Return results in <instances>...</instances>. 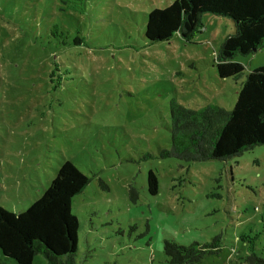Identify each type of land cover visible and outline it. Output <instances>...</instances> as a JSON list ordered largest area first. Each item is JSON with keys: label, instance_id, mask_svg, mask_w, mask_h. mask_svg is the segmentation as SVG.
Listing matches in <instances>:
<instances>
[{"label": "rangeland", "instance_id": "1", "mask_svg": "<svg viewBox=\"0 0 264 264\" xmlns=\"http://www.w3.org/2000/svg\"><path fill=\"white\" fill-rule=\"evenodd\" d=\"M173 1L0 0V207L24 211L69 160L90 178L71 204L74 264H167L165 239L216 236L219 250L200 264L264 259L263 146L225 161L159 158L171 146L170 103L231 110L264 49L236 55L239 79L220 78L217 56L236 28L210 13L187 42L149 43L147 14ZM0 264L16 262L0 253Z\"/></svg>", "mask_w": 264, "mask_h": 264}, {"label": "trees", "instance_id": "2", "mask_svg": "<svg viewBox=\"0 0 264 264\" xmlns=\"http://www.w3.org/2000/svg\"><path fill=\"white\" fill-rule=\"evenodd\" d=\"M205 13L234 22L236 31L222 43L216 70L220 78L239 79L245 67L233 61L236 55L264 49V0H174L147 14L144 36L149 43H155L170 41L178 34L187 42L203 28L201 17ZM50 35L58 37L57 25H53ZM80 42L74 40L75 44ZM169 111L171 146L162 149L159 158L225 161L255 146L264 147V67L247 72L231 110L211 104L190 109L172 101ZM89 183L88 176L65 160L41 196L24 211L14 213L0 207V253L16 264H32L37 254L44 256L46 264H74L79 224L71 204ZM158 186L155 174L148 171V194L157 195ZM128 194L132 200L137 197L132 186ZM219 247L216 236L205 245H182L165 239L162 249L167 264H200ZM245 261L264 264L263 258L253 255Z\"/></svg>", "mask_w": 264, "mask_h": 264}]
</instances>
